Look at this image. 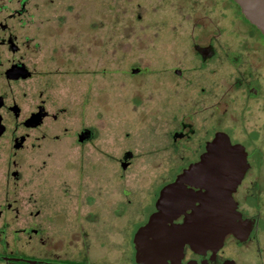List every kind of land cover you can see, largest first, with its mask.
Wrapping results in <instances>:
<instances>
[{"label": "rangeland", "instance_id": "1", "mask_svg": "<svg viewBox=\"0 0 264 264\" xmlns=\"http://www.w3.org/2000/svg\"><path fill=\"white\" fill-rule=\"evenodd\" d=\"M34 1L43 3L49 16L41 35L35 36L38 56L45 69L64 73L50 80L63 93L79 89L83 99L91 89L89 97L94 99L89 100L95 104L91 112H96L101 137L98 150L87 149L91 154L86 156L104 168L95 166L94 171H102L103 176L92 173L94 181H89L96 187L92 196L100 201L91 214L103 232L98 243H93L92 258L98 263L134 264L132 234L152 212L164 183L201 151L206 136L191 138L195 148L190 154V130L202 132L203 121L223 110V103L216 98L231 87L229 73L236 70L263 87L264 36L235 16L226 0ZM190 38H194L195 47L208 51L210 43L215 49V58L202 69L198 70L199 63L190 57L194 53ZM219 70L226 73L225 78L216 76ZM253 84L250 86L255 87ZM255 98L247 96L245 101L254 106ZM250 112L244 124L250 128L238 121V140L255 171L264 174V143L259 139L264 108ZM100 150L113 155L114 162L108 165L111 169L105 166ZM123 150L130 154L117 163ZM86 176L82 166L71 181L79 185ZM53 186L50 198L65 201L61 206L51 203L50 209L61 214L65 223L62 228L56 224L50 229L52 234L58 231L67 237L69 226L81 219H68L72 205ZM241 205L246 214L252 213L250 204L242 201ZM81 227H85L83 221ZM258 227L264 228V221ZM66 245L65 240L62 250L68 251ZM102 251H107L108 257L101 255ZM79 255L85 259L83 249L76 251L75 256Z\"/></svg>", "mask_w": 264, "mask_h": 264}, {"label": "flooded vegetation", "instance_id": "2", "mask_svg": "<svg viewBox=\"0 0 264 264\" xmlns=\"http://www.w3.org/2000/svg\"><path fill=\"white\" fill-rule=\"evenodd\" d=\"M222 2L225 3V0ZM42 4H35L34 0H0V264H111L98 263L92 258L91 251L93 243H98L103 233L91 214L100 201L92 196V190H96V187L91 186L90 182L94 178L90 176L92 173L99 174L94 171L95 166H101L102 170L104 167L93 157H87L91 153L86 151L98 150L101 137L98 134L96 112H91V107L95 106L92 103L94 99L89 97L91 89L83 99L79 89L69 88L67 93H63L56 82L50 80L51 76L63 72L45 69L43 60L38 56L39 42L35 36L41 35L42 27L49 20L47 9ZM232 7L234 15L243 20L239 8L240 15ZM190 39L189 46L194 48L190 57L199 63L198 70L202 69L208 60L215 58V49L210 43L208 51L202 46L195 47L194 38ZM215 74L225 78L226 73L219 70ZM229 75L233 79L231 87L216 98L217 102L223 103V110L212 113L203 121L202 132L190 130L189 141L193 145L190 154L195 148L191 138L197 134L198 137L206 136L201 151L163 187L171 183L182 170L198 162L215 137L224 139L242 161L239 170L230 168L227 172V180H234L230 191L235 212L233 229L224 231L218 245L212 248L194 251L187 243L179 250L172 246L164 249L155 247V254L150 257L145 253L146 246L142 251L137 250L133 240L136 229L131 237L134 264H153L149 263L152 258L160 259L156 264H264V228L258 227L259 222L264 221V174L252 167L248 151L238 140L241 128L237 126L240 119L244 128H250L244 125L250 111L264 108V84L263 87L256 82L253 84L251 78L245 79L236 70H232ZM251 83L255 87L250 86ZM234 95L238 98L234 99ZM247 96H256L254 106L247 104ZM259 124L262 126L259 139L264 143V120ZM101 152L105 166L111 169L108 165L114 162L113 155L108 151ZM128 154L129 151L123 150L117 163H122V158ZM82 166L87 176L84 183L76 185L71 179ZM120 168L123 172L124 167ZM101 174L99 176H103ZM52 185H55L53 188L56 193L68 197L67 201L72 205L71 211L67 213L68 219H81L85 223L84 228L81 227V221H76L72 228L70 225L67 237L58 234V231L57 235L52 234L50 229L51 225L56 224L62 228L65 223L61 214L50 209L51 203L61 206L60 202L65 201L50 198ZM161 189L155 196L153 210L148 217L158 209L155 205ZM197 190L204 189L183 184L178 195V206L184 209L172 210L166 225L181 223L189 207L197 204L184 197L189 199L190 193ZM81 196L85 199L82 200ZM242 201L250 204L253 210L251 214L243 211L245 207L241 205ZM81 206H84L83 210ZM65 240L68 251L62 250ZM141 240L139 242L142 245L145 240L151 241V238L143 239V242ZM81 249L84 250V260L80 258L81 255L75 256L76 251ZM101 255L108 257L107 251H102Z\"/></svg>", "mask_w": 264, "mask_h": 264}, {"label": "water", "instance_id": "3", "mask_svg": "<svg viewBox=\"0 0 264 264\" xmlns=\"http://www.w3.org/2000/svg\"><path fill=\"white\" fill-rule=\"evenodd\" d=\"M233 1L243 18L264 35V0ZM241 167L239 154L229 148L224 139L215 137L198 162L182 170L171 183L161 189L155 205L158 209L134 233L137 250L142 251V248L147 247L145 253L150 257L155 254V247L164 249L172 246L179 250L187 243L196 251L217 246L222 233L234 227L235 212L230 198L234 180H227V172L230 168L239 170ZM183 184L204 190L190 193L189 199L182 195L184 199L197 204L189 207L181 223L166 225L168 214L180 208L178 195ZM143 236H150L152 241L147 242ZM141 238L142 242L145 240L142 245L139 242ZM159 260L152 258L149 263L156 264Z\"/></svg>", "mask_w": 264, "mask_h": 264}, {"label": "trees", "instance_id": "4", "mask_svg": "<svg viewBox=\"0 0 264 264\" xmlns=\"http://www.w3.org/2000/svg\"><path fill=\"white\" fill-rule=\"evenodd\" d=\"M226 3H231L234 7H235V9H236V12L240 15V13L238 12V6L235 4V2H233L232 0H226ZM242 17V16H241ZM243 20L246 22V20L243 18ZM253 29H255L257 32H258V30L254 27V26H252V25H250ZM261 35H263V34H261ZM264 36V35H263ZM131 69V68H130ZM124 72V71H123Z\"/></svg>", "mask_w": 264, "mask_h": 264}, {"label": "bare ground", "instance_id": "5", "mask_svg": "<svg viewBox=\"0 0 264 264\" xmlns=\"http://www.w3.org/2000/svg\"><path fill=\"white\" fill-rule=\"evenodd\" d=\"M143 237H144L145 239H148L150 236H146V237L143 236ZM150 238H151V237H150ZM141 239H142V238H141ZM141 239H140V240H141ZM140 240H139V241H140ZM147 241H148V240H147ZM151 241H152V239H151ZM151 241H148V242H151Z\"/></svg>", "mask_w": 264, "mask_h": 264}]
</instances>
